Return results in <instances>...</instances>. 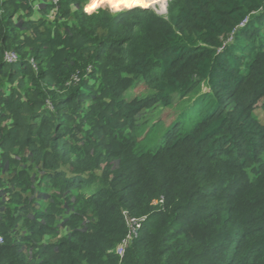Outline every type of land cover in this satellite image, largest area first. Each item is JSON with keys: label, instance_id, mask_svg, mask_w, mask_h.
Wrapping results in <instances>:
<instances>
[{"label": "trees", "instance_id": "16d2710c", "mask_svg": "<svg viewBox=\"0 0 264 264\" xmlns=\"http://www.w3.org/2000/svg\"><path fill=\"white\" fill-rule=\"evenodd\" d=\"M62 1L60 62L46 38L10 64L26 49L0 0L3 152L8 112L25 110L18 158L0 157V264H264V0H169L166 16ZM201 84L183 129L174 99ZM149 108L165 129L144 146Z\"/></svg>", "mask_w": 264, "mask_h": 264}, {"label": "rangeland", "instance_id": "374dc122", "mask_svg": "<svg viewBox=\"0 0 264 264\" xmlns=\"http://www.w3.org/2000/svg\"><path fill=\"white\" fill-rule=\"evenodd\" d=\"M10 5L15 8L16 15L15 20L19 25V33L22 35L24 46L26 52L25 55L17 52L18 59L13 64L19 62L20 58H26L30 62L34 61L33 58V48L34 45L42 41L46 38H49V41L54 42L52 45V49L48 50L50 54H45L47 59L51 61L50 63H59L60 58L63 53V49L71 43L70 36L72 32L67 28L68 23H71V17L73 12L67 14L66 9L63 8L62 0H6ZM88 2V1H87ZM169 0H166L165 5L163 2L158 1L157 3L152 2V0H135L133 7L131 8H123L122 11H114L110 8L109 5L105 4L103 6H107L113 13H122L129 9L134 8L135 5H141L142 7H148L153 9L155 12L162 16L167 15ZM142 3H147L148 6H143ZM162 3V4H161ZM72 6L67 5V9L70 10ZM100 8V7H99ZM98 8V9H99ZM97 9V10H98ZM96 10V11H97ZM94 11V12H96ZM68 21V22H67ZM62 24L60 29H58V24ZM48 28V32L46 34L45 30ZM15 53V52H14ZM35 65V64H34ZM47 65H50L47 63ZM36 68H39V64L35 65ZM36 69V70H37ZM15 85L18 83V79L13 77L11 80ZM79 82V78L77 81H73L75 85ZM140 92L146 93L149 92L150 89L146 87L145 83ZM50 88H54L52 85ZM206 84H201L199 88V92H196L194 95H189L187 98L180 99L178 96L174 99L173 109L174 110H186L189 112V115L182 122L183 129H189L193 122L198 118V111L195 110V106L193 105L194 99L204 91H207ZM85 98H83L84 100ZM42 107V106H41ZM44 108L53 109L52 101L50 99L45 100ZM159 112V110H155L154 108L145 109L144 112L139 116L137 128L132 132V136L136 138H140V143L144 146L152 145L153 142L161 137L162 132H164L165 127L162 123L155 121V115ZM261 115L264 117V110H260ZM25 110H22L20 107H13L7 114V118L5 123H7L10 127H12V133L8 137L7 146L3 149H0V157L2 153H4L5 157L9 160H16L18 158V150L21 145V137L22 130L19 127H16L15 120L22 118ZM95 127L91 129V133L94 135H101L100 132L96 129V124H93ZM106 146L114 147L116 145V140L112 136H108L105 140ZM139 224H135V229H139Z\"/></svg>", "mask_w": 264, "mask_h": 264}, {"label": "clouds", "instance_id": "9594fccd", "mask_svg": "<svg viewBox=\"0 0 264 264\" xmlns=\"http://www.w3.org/2000/svg\"><path fill=\"white\" fill-rule=\"evenodd\" d=\"M134 2H135V0H88V2L85 3L83 6V11L86 14L91 15L99 7H101L102 5H105V4L109 5L110 8L114 11H122L123 8L133 7ZM141 8H148V7H141ZM15 56H16V54H15ZM17 59H18V56H16L15 60H13V61H10L7 57L5 60L8 63L13 64L14 62H16Z\"/></svg>", "mask_w": 264, "mask_h": 264}, {"label": "built area", "instance_id": "2783aa9c", "mask_svg": "<svg viewBox=\"0 0 264 264\" xmlns=\"http://www.w3.org/2000/svg\"><path fill=\"white\" fill-rule=\"evenodd\" d=\"M7 58L10 60V61H13L15 60L16 56L14 54H8L7 55ZM3 243V238L0 236V245Z\"/></svg>", "mask_w": 264, "mask_h": 264}, {"label": "bare ground", "instance_id": "6f19581e", "mask_svg": "<svg viewBox=\"0 0 264 264\" xmlns=\"http://www.w3.org/2000/svg\"><path fill=\"white\" fill-rule=\"evenodd\" d=\"M158 1L163 2L164 5H165L166 0H152V2H154V3H157ZM161 4H162V3H161ZM142 5H143V6H148L147 3H142ZM139 6H141V5H139ZM141 7H142V6H141Z\"/></svg>", "mask_w": 264, "mask_h": 264}]
</instances>
